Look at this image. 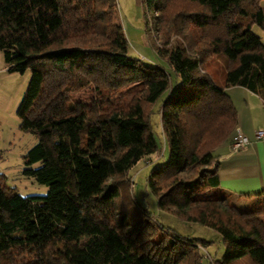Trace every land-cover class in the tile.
Returning <instances> with one entry per match:
<instances>
[{
  "label": "trees",
  "instance_id": "trees-1",
  "mask_svg": "<svg viewBox=\"0 0 264 264\" xmlns=\"http://www.w3.org/2000/svg\"><path fill=\"white\" fill-rule=\"evenodd\" d=\"M261 2L144 0L173 76L130 54L117 0H0L6 65L31 71L17 113L38 142L24 174L48 186L24 196L0 174L1 264L22 254L24 264H211L199 249L207 241L171 232L146 208L136 217L124 198L130 170L161 151L155 112L170 150L147 178L159 209L217 230L216 264H264V208L230 198L215 154L238 127L228 89L264 101V41L253 32L264 28ZM212 57L223 60L224 85L206 69Z\"/></svg>",
  "mask_w": 264,
  "mask_h": 264
},
{
  "label": "rangeland",
  "instance_id": "rangeland-1",
  "mask_svg": "<svg viewBox=\"0 0 264 264\" xmlns=\"http://www.w3.org/2000/svg\"><path fill=\"white\" fill-rule=\"evenodd\" d=\"M117 8L119 20L128 39L130 54L134 57L142 58L149 64L160 62L174 76V72L169 67L167 60L158 53V47L162 45V41L159 33L154 29L157 13L154 11L149 12L144 0H117ZM253 32L264 41L263 27L255 25ZM176 40L182 41L175 36L172 38V43H175ZM212 58V60L206 61V69L210 71L219 85H224L226 77L225 71L222 70L223 60L219 57ZM30 78V70L25 73L10 72L6 65L4 54L0 51V174L4 175V182L8 187L14 188L17 193L24 196L46 195L48 193V186L40 184L33 177H28L24 174V170L27 167L25 155L38 142V137L35 134L22 130L20 126L21 119L17 113ZM230 88L228 93L240 105L239 102L246 98V94L244 95L243 93L245 92L244 89L242 87H237L238 89ZM245 116L253 118L248 113ZM253 122H255L253 119L249 120V123ZM151 123L154 132L160 139L161 151L152 157L155 160L153 164H148L152 163V159L141 161L130 170L132 177L127 189H123L124 198L131 199L130 196H133L132 213L136 217L144 216L141 209L146 208L171 232L184 238L207 241L208 248L202 246L199 249L202 251L205 261L216 264L213 257L217 260L221 259L225 250L222 235L213 228L197 222L186 221L170 212L161 211L158 207L157 198L147 184V178L150 173L161 164L166 163L170 154L169 146L164 142L162 136V126L158 112L151 116ZM260 124L264 126L263 121ZM159 156H161L160 159ZM37 165L39 164L34 167ZM128 191L131 192L129 193ZM229 196L240 207L264 208V196L258 198L256 196L252 198L244 196L238 201L237 199L236 201L234 200L235 196ZM262 216L264 217V213ZM162 235V232L159 231L156 239H160ZM27 257L23 254L17 256L16 262H11L10 264H24L27 261Z\"/></svg>",
  "mask_w": 264,
  "mask_h": 264
},
{
  "label": "crops",
  "instance_id": "crops-1",
  "mask_svg": "<svg viewBox=\"0 0 264 264\" xmlns=\"http://www.w3.org/2000/svg\"><path fill=\"white\" fill-rule=\"evenodd\" d=\"M261 4L264 7V0ZM237 87L239 86L232 88L238 89ZM243 89L246 98L239 102L240 105L234 102L239 115L238 127L248 135L251 143L245 149L233 152L232 140L229 139L216 148L215 154L220 161L221 187L232 196L250 197L264 191V139L256 137L257 130L264 129L260 124L261 121L264 122V101L252 91ZM247 113L253 118L246 117ZM250 119L255 122L249 123Z\"/></svg>",
  "mask_w": 264,
  "mask_h": 264
},
{
  "label": "built area",
  "instance_id": "built-area-1",
  "mask_svg": "<svg viewBox=\"0 0 264 264\" xmlns=\"http://www.w3.org/2000/svg\"><path fill=\"white\" fill-rule=\"evenodd\" d=\"M235 132L236 133L233 142L231 144V150L233 152L243 150L251 143L250 138L248 137L247 134H245V132L242 131L241 128L237 127ZM256 137L258 139H264V130L263 129L257 130ZM148 164L151 165L152 163H148Z\"/></svg>",
  "mask_w": 264,
  "mask_h": 264
}]
</instances>
